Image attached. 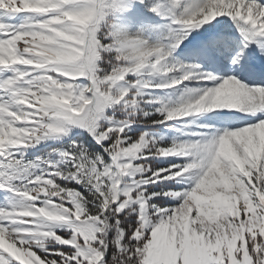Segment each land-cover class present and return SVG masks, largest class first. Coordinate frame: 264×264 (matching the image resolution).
Instances as JSON below:
<instances>
[{"label":"snow or ice","instance_id":"6c2138e0","mask_svg":"<svg viewBox=\"0 0 264 264\" xmlns=\"http://www.w3.org/2000/svg\"><path fill=\"white\" fill-rule=\"evenodd\" d=\"M0 264H264V0H0Z\"/></svg>","mask_w":264,"mask_h":264}]
</instances>
